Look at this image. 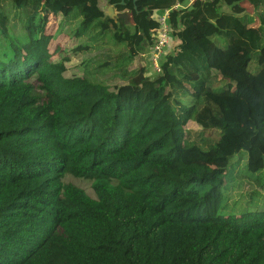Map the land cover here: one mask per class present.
Listing matches in <instances>:
<instances>
[{"label":"trees","instance_id":"trees-1","mask_svg":"<svg viewBox=\"0 0 264 264\" xmlns=\"http://www.w3.org/2000/svg\"><path fill=\"white\" fill-rule=\"evenodd\" d=\"M100 1L0 0V264H264V98L225 58L264 85V0H105L128 23ZM58 15L80 75L47 48Z\"/></svg>","mask_w":264,"mask_h":264},{"label":"rangeland","instance_id":"rangeland-1","mask_svg":"<svg viewBox=\"0 0 264 264\" xmlns=\"http://www.w3.org/2000/svg\"><path fill=\"white\" fill-rule=\"evenodd\" d=\"M100 6L102 9L107 12L108 8H110L109 5L106 4L105 0L100 1ZM249 8L248 4L246 3H241V4H236L234 5V8H231L230 6L223 5V9L226 11H233V12H238L241 13L242 11H246ZM55 21L54 18H51L48 23H47V32L51 34V39L49 40L47 44V48L49 49V52L53 54L52 58L54 60H59L61 59L62 56H68L70 58V61H67L65 63L66 65V70L64 75L67 77L73 76V75H80L82 72V62L80 58H76L75 52H74V47H75V42L71 40L70 38L66 37L64 34V24H59L57 21H59L60 16H55ZM132 15H130V21L132 20ZM222 24L220 22H211L208 25L205 26V29L207 32H212L217 30L218 28H221ZM58 54V55H56ZM227 63L229 66V71L228 74L232 77V79L235 82H239V89L242 92H245L250 95L258 96L264 98V85H258L254 81L253 78L249 77L244 68V57L242 56L241 51L233 50L232 52H229L226 57ZM146 61L140 62V67L146 70V74H149L151 72L150 66ZM133 65H136V62L133 63ZM155 75V74H150ZM187 126L189 128L197 129L198 125H196L193 122H188ZM65 182H72L76 184L77 186L81 187L82 189L85 190V192L90 195L94 196L92 187H91V181L88 179H83V178H74L73 176L67 174L64 177Z\"/></svg>","mask_w":264,"mask_h":264},{"label":"built area","instance_id":"built-area-1","mask_svg":"<svg viewBox=\"0 0 264 264\" xmlns=\"http://www.w3.org/2000/svg\"><path fill=\"white\" fill-rule=\"evenodd\" d=\"M193 0H188L187 4H190ZM181 2H177L174 6L175 9L184 7ZM169 10H164L162 12L156 11L154 16L156 17L159 27L155 29L154 32V42L152 44L151 50L149 51L148 59L153 70L158 73L160 72V58H162L166 53L170 51V46H172V36L170 32V24L168 22Z\"/></svg>","mask_w":264,"mask_h":264},{"label":"water","instance_id":"water-1","mask_svg":"<svg viewBox=\"0 0 264 264\" xmlns=\"http://www.w3.org/2000/svg\"><path fill=\"white\" fill-rule=\"evenodd\" d=\"M125 1L126 0H121V3H124ZM132 1L135 2V0H132ZM134 9L136 10L135 3H134ZM106 13L112 18L123 19L124 23H128L130 21V15L127 11L117 12L114 10V8L112 6H110V8H108Z\"/></svg>","mask_w":264,"mask_h":264}]
</instances>
